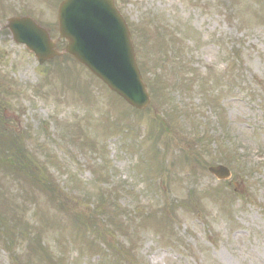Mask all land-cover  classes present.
<instances>
[{"label":"rangeland","instance_id":"1","mask_svg":"<svg viewBox=\"0 0 264 264\" xmlns=\"http://www.w3.org/2000/svg\"><path fill=\"white\" fill-rule=\"evenodd\" d=\"M62 1L0 0V129L32 166L0 151V264H264V1L115 0L140 111L14 43L15 16L56 40Z\"/></svg>","mask_w":264,"mask_h":264},{"label":"water","instance_id":"2","mask_svg":"<svg viewBox=\"0 0 264 264\" xmlns=\"http://www.w3.org/2000/svg\"><path fill=\"white\" fill-rule=\"evenodd\" d=\"M58 21L57 41L30 17L10 19L6 28L41 64L69 54L131 106L139 110L148 107L150 97L136 63L130 31L114 0H66L60 5ZM63 39L68 45L59 53L56 45ZM210 171L222 179L230 176L224 167Z\"/></svg>","mask_w":264,"mask_h":264},{"label":"trees","instance_id":"3","mask_svg":"<svg viewBox=\"0 0 264 264\" xmlns=\"http://www.w3.org/2000/svg\"><path fill=\"white\" fill-rule=\"evenodd\" d=\"M181 81V79H180ZM164 93H170V89H169V86L164 88L163 90ZM169 105H170V109H169V112H179V107L177 105H175L174 103L172 102H169ZM3 148H6L8 150V153L11 152L13 149H16L15 147V143H12L10 140H1L0 141V149H3ZM17 150V149H16ZM23 157V156H22ZM21 156L18 158V160L16 162H18L19 164L22 165V167H24L26 170H29L31 169V163L29 162H26L24 160V158H22ZM13 167V166H12ZM19 170L21 171V169L19 168ZM33 171V170H32ZM33 175V174H32ZM103 197V196H102ZM104 198V197H103ZM28 230H30L31 233H33L34 229H30V226L29 224L27 225L26 227Z\"/></svg>","mask_w":264,"mask_h":264}]
</instances>
